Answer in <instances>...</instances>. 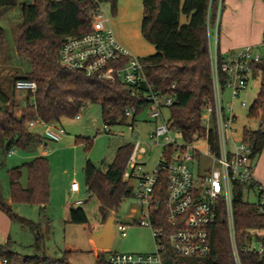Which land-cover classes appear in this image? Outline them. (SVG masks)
Masks as SVG:
<instances>
[{
	"label": "trees",
	"instance_id": "1",
	"mask_svg": "<svg viewBox=\"0 0 264 264\" xmlns=\"http://www.w3.org/2000/svg\"><path fill=\"white\" fill-rule=\"evenodd\" d=\"M119 0H35L21 4L19 0H0L1 12L8 8H21L20 34L16 38V51L31 63V71L17 76L12 87L0 83V150L4 155L15 149L32 152L43 144L45 136L33 132L28 123L40 119L47 124H57L63 119L79 116L87 104L101 107L105 127L127 126L138 122V117L147 110V103L119 81L110 83L97 77H88L82 72L63 68L59 51L69 38L83 36L92 29V17L99 4H110L113 16L117 14ZM220 0H142L143 18L141 33L155 48V54L140 58L145 65V76L163 97L173 99L167 110V118L176 128L185 143H192L205 135L202 114L205 103L213 97L209 28H214ZM224 8V0L221 4ZM182 17L186 20L182 22ZM6 43V32L0 25V51ZM264 46V44H263ZM259 65L262 77L261 89L249 111L251 118H261V129L256 132L244 130V142L253 148V158L264 153V47ZM33 81L37 84L34 94L29 92L28 103L21 108L16 102V82ZM135 107L137 112L129 120L126 111ZM100 133V131H99ZM82 139V138H81ZM89 149L91 139L84 140ZM212 142L214 138L212 136ZM133 151V144L121 146L114 161L103 171L90 160L84 168L85 186L89 200L99 203V217L105 225L113 213H118L123 203L135 196L133 186L124 180V174ZM170 152H173L171 150ZM104 164V163H103ZM27 171L28 184L23 186V170ZM10 195L7 203L0 184V211L11 221L40 231L34 224L13 212V204H32L46 207L50 202V164L46 157L38 156L20 168L11 169ZM167 192V182L164 183ZM243 185L234 192V215L238 244L243 248L250 239L251 231L264 227V217L255 204L244 199ZM165 197V195H164ZM88 200V201H89ZM157 227L166 231L165 211ZM69 223L88 224L84 208L71 207ZM39 236V235H38ZM211 252L204 258H182L166 244L165 264H235L229 240L225 212L220 210L217 222L210 229ZM71 251H65L62 259L46 256L27 257L25 264H69ZM110 252L98 254V264H108ZM16 254L11 243L0 245V260L11 264ZM243 264H264V258L255 253H243Z\"/></svg>",
	"mask_w": 264,
	"mask_h": 264
},
{
	"label": "built area",
	"instance_id": "2",
	"mask_svg": "<svg viewBox=\"0 0 264 264\" xmlns=\"http://www.w3.org/2000/svg\"><path fill=\"white\" fill-rule=\"evenodd\" d=\"M221 4L222 0L219 2L215 27L209 28L213 97L205 103L202 114L206 132L192 143H185L179 131L169 122L167 110L173 105V99L163 97L148 82L141 59L132 55L118 41L109 26L104 4H99L93 13L91 32L69 38L59 51V62L63 68L110 83L119 81L133 95L141 96L148 105V118L155 124L154 129L147 133V139L149 143L162 147L153 173H145L143 160L147 149L137 132L138 122H129L126 126L133 142V151L124 180L130 184L132 180L137 182L134 197L138 199L142 212L137 223L150 228L156 251L152 254L110 252L108 264H165L166 244L182 258H204L211 252L210 229L217 222L222 208L235 264H243L241 251L264 258V227L251 231L250 239L243 248L239 247L233 204L236 187L243 185L244 198L252 193L257 199L255 206L264 217V185L254 176L253 148L244 142L245 129L240 133L241 144L237 143L238 117L234 113L235 100L246 91L251 78L261 74L259 65L264 46H249L221 55L217 37ZM15 88L34 94L37 84L19 80ZM136 112V108L132 107L126 111V116L133 120ZM76 119L79 120L80 116ZM28 127H42L45 138L56 143L66 134L63 127L47 124L40 119L29 122ZM111 130V127H104L100 133L111 134ZM204 147L206 149L202 150ZM14 153L9 152L8 157ZM203 160H207L209 165L195 177L191 164L198 162L201 166ZM166 182L167 192L164 193ZM70 190L72 194L80 193L79 184L73 182ZM83 204L82 200L75 202L77 207ZM161 207L165 211L167 231L157 227L158 220L162 218V214H157ZM118 230L122 237H126L129 227L119 225ZM3 264H7V261H3Z\"/></svg>",
	"mask_w": 264,
	"mask_h": 264
},
{
	"label": "rangeland",
	"instance_id": "3",
	"mask_svg": "<svg viewBox=\"0 0 264 264\" xmlns=\"http://www.w3.org/2000/svg\"><path fill=\"white\" fill-rule=\"evenodd\" d=\"M19 1L21 5L32 4L35 0ZM224 8L222 12L225 10ZM104 9L114 33L121 40L125 39L131 44V52L134 56L142 59L155 53L154 47L144 39L141 33L142 0H119L115 16L111 13L110 4H104ZM20 14L21 8L18 6L3 10L0 16V25L6 32L5 47L0 51V83L6 88L13 86L15 77L24 76L31 71L30 61L20 57L16 51V38L20 34L18 29L21 23ZM182 22H184V17H182ZM213 38L212 41H214ZM261 82L260 74L252 77L246 91L234 102V113L238 117L239 134L236 136L238 145L241 144L240 133L244 129L251 132L261 129L262 115L258 119L249 116V111L260 92ZM28 97L27 90H16L15 92L16 102L22 109L27 106ZM79 116V120L67 118L55 124L63 127L66 132L63 139L57 143L45 138L43 144L35 147L32 152L15 149L12 157L4 155L0 150V184L2 195L7 203L12 202L9 175L11 169L20 168L38 156L46 157L50 164L49 204L43 208L26 203L12 205L13 212L18 216L39 225V232L20 222L11 221L0 211V216L5 220L0 219V245L11 243V251L16 254L12 264H25V259L33 256L62 259L65 251L72 252L69 264H98V255L95 252L100 254L103 251L96 247L94 252L90 240L94 237L92 236L93 232L101 227L102 221L99 217L98 201L96 199L89 200L85 186L84 168L87 161L90 160L105 171L107 166L114 161L118 149L133 142L126 126L113 127L111 134L99 133L105 126L102 121L101 107L97 104H87ZM148 116V112L145 111L138 117L137 132L145 142L144 146L147 149V155L143 160L144 172L152 174L161 157L162 147L149 143L147 139V133L155 127V124L149 121ZM31 130L44 136L42 127ZM262 130H264V125ZM84 138L92 140L89 149L86 142L83 141ZM205 149L204 147L202 150ZM261 156L260 162H262L259 164V170L261 174H264V153ZM208 165L207 160H203L201 166L198 162H194L191 164L193 175L197 177L199 172ZM75 181L80 186V193L71 194L69 188ZM21 182L25 187L28 184V175L25 169ZM131 185L136 194L137 182L132 180ZM244 199L252 204L257 202L252 193L246 194ZM78 200L84 201L81 207L87 213L88 224L69 223V205L76 208L75 202ZM116 214L109 252L152 254L156 251L155 240L150 228L135 223L142 216L141 207L136 197L127 199ZM119 225L129 227L126 237L121 236L118 230ZM103 228L104 225L102 230Z\"/></svg>",
	"mask_w": 264,
	"mask_h": 264
},
{
	"label": "crops",
	"instance_id": "4",
	"mask_svg": "<svg viewBox=\"0 0 264 264\" xmlns=\"http://www.w3.org/2000/svg\"><path fill=\"white\" fill-rule=\"evenodd\" d=\"M224 6L225 10L220 17V27L218 31V51L221 55L245 47L261 46L264 44V0H224ZM185 22L186 20L184 19L183 23ZM116 37L118 41L133 54L131 52V44L126 42L125 39L121 40L117 35ZM261 157L262 156H259L254 159V176L264 185V174H261L259 170V164L262 162H260ZM69 193H71L70 188ZM71 207L72 206L69 205V209ZM0 219H3L2 216H0ZM136 222L138 221H135V223ZM102 227L103 225L96 229L92 236L95 237L100 234ZM90 243L95 252L96 247L92 238ZM95 254L98 255L97 252H95ZM0 264H3L1 260Z\"/></svg>",
	"mask_w": 264,
	"mask_h": 264
},
{
	"label": "water",
	"instance_id": "5",
	"mask_svg": "<svg viewBox=\"0 0 264 264\" xmlns=\"http://www.w3.org/2000/svg\"><path fill=\"white\" fill-rule=\"evenodd\" d=\"M2 109V104L0 103ZM117 214L113 213L106 221L103 230L100 234L93 238L95 247L99 248L103 252H109L112 245L113 228L116 221Z\"/></svg>",
	"mask_w": 264,
	"mask_h": 264
}]
</instances>
